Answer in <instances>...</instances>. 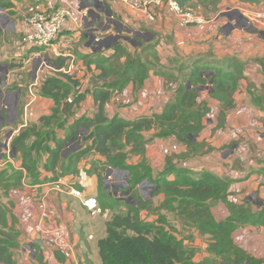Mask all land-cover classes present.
I'll use <instances>...</instances> for the list:
<instances>
[{
    "label": "crops",
    "instance_id": "crops-1",
    "mask_svg": "<svg viewBox=\"0 0 264 264\" xmlns=\"http://www.w3.org/2000/svg\"><path fill=\"white\" fill-rule=\"evenodd\" d=\"M228 1H232V4ZM237 1L222 0L217 12H212L209 17L204 16L205 24L195 26H181L177 18L165 9H158L152 21L120 0H11L12 6L6 9L21 12L23 33L27 29V18L37 11L53 12L69 7L75 11L88 9L90 12L80 22L69 19L55 42L60 56L73 55L70 65L74 78L80 83L76 89L85 93L84 98L72 108L70 122L82 116L91 117L99 110L92 88L101 70L91 60L99 54L110 56L117 44H122L130 52H140L143 46L150 45L157 61L147 52L143 59L153 62L155 69L158 64L165 66L169 77L156 74L152 68L141 85L131 81L121 92H114L104 107L109 119L116 115L132 119L161 112L165 104L174 98L176 82L172 81L170 75L177 76L176 68L182 63H191L198 57L222 61L230 57L237 58L242 63L243 74L239 88L233 95V106L226 111L222 126L218 125L222 111L220 102L210 96L209 87L200 90L198 101L205 102L210 108V119L195 140L206 142L207 146L203 153L191 157L182 166L196 172L206 170L220 178L233 179L229 200L234 210L241 213L243 209H248L255 213L264 208V175L256 171L264 168V67L260 62L264 61V1L234 5ZM240 21L251 23V28H242ZM228 27L230 29L226 30ZM91 34H96L97 38L88 46ZM118 35H128L130 40L116 41L114 38ZM97 39H107L108 43L113 44L112 48L98 52V42L101 40ZM27 51L22 46L17 54L25 55ZM31 54L32 60H38L30 72L32 81L38 71L43 78L54 72L44 67L41 59L49 55L46 56L49 61L56 55L52 52L37 55L36 51ZM38 89L39 86L32 87L31 84L26 90L21 122L16 128L10 129L11 137L6 135L7 138L3 139L0 136V143L8 140L11 144V140L22 129L38 123L42 116L52 112L54 100L39 95ZM253 98H256L258 105L253 102ZM157 132L158 129L145 132L148 140L145 154H129V164H139L144 157L153 172L157 173L164 169L167 156L187 150L183 142L174 137H156ZM58 133L64 136L66 130ZM8 150L0 147V166L5 167L7 162L19 166V156L14 155V152L12 160L3 158ZM39 154V172L42 176L48 175L44 169L48 155L44 152ZM97 160H103V157L91 152L79 163V175L63 177L56 183L40 184H31L29 178L8 191L7 199L10 202L6 203V207L9 214L16 218L21 244L13 250L16 264H102L98 241L107 234L106 223L109 218L104 214H92L82 199L70 192V188L76 187L83 192V197L98 199V177L87 173ZM157 198L162 200L163 196ZM211 211L217 221L230 215L223 202L211 204ZM192 230L190 246L196 249L194 260L199 261L209 256L206 248L211 236L201 235L195 228ZM232 239L247 255L264 264V225L239 227L233 232ZM188 241L185 238L186 245ZM57 249L64 255V261L57 258Z\"/></svg>",
    "mask_w": 264,
    "mask_h": 264
},
{
    "label": "trees",
    "instance_id": "trees-1",
    "mask_svg": "<svg viewBox=\"0 0 264 264\" xmlns=\"http://www.w3.org/2000/svg\"><path fill=\"white\" fill-rule=\"evenodd\" d=\"M182 9H205L217 12L222 0H175ZM258 4L264 0H241ZM8 3H1L3 8ZM1 36V34H0ZM111 56H101L91 62L101 70L96 77L92 94L99 105L93 116H82L69 121L72 108L85 93L76 89L79 81L63 72H52L41 82L38 94L53 99L55 107L50 114L22 129L11 142L19 156L20 165L10 162L0 169V186L8 191L22 185L30 178L31 184L56 183L69 175H79L81 160L95 152L103 160L94 161L87 170L89 175H97L101 194L100 206L106 210H117L106 223L107 234L98 241L102 264H263V261L247 255L232 239L233 232L246 225H264V208L258 212L243 209L234 210L230 202L229 189L233 179L220 178L210 171L196 172L182 163L205 151L206 142H197L207 126L210 108L205 102L199 103L200 86L212 89L210 96L218 100L222 111L219 127L223 125L226 111L233 106V95L239 88L242 77V63L235 57L219 60L212 57L195 58L191 63H182L177 68L176 88L173 100L167 102L159 113L141 115L126 119L118 115L109 119L105 115V104L114 92H121L131 81L141 85L155 65L143 59L148 53L157 61L150 45L141 48L134 56L129 55L122 66H115L113 58L125 56L124 46L117 44ZM98 53V52H97ZM68 57L57 56L50 64L60 69L68 65ZM264 67V61L260 60ZM157 63V62H155ZM155 69V68H153ZM156 74L169 77L168 70L158 64ZM189 83V84H188ZM90 89V88H89ZM90 91V90H87ZM253 97H254V93ZM71 99L66 114L62 113L63 103ZM253 102L258 105L256 98ZM85 129L84 132H82ZM158 129L156 137L175 139L183 142L187 150L181 154L167 156L162 171L154 173L145 158L139 164H129V154L144 156L148 140L145 132ZM66 130L64 136L58 131ZM32 137L34 139L32 140ZM209 147L207 148V150ZM40 152L48 155L44 169L48 175L39 172ZM36 155L34 156V154ZM3 158H6V154ZM128 172L127 185L131 193L127 198L110 197L104 199L103 173L108 169ZM264 175V168L256 170ZM154 186L151 197L142 194L144 183ZM163 196L155 202L154 198ZM223 202L230 215L217 221L211 211V204ZM156 215V222L143 219L142 213ZM173 213L180 222L195 228L199 234L211 236L207 245L208 257L195 261L196 249L185 244V238L171 232L167 225V215ZM16 218L0 204V263L16 264L13 250L21 244L18 240ZM187 239H193L190 235ZM59 261L64 255L56 250Z\"/></svg>",
    "mask_w": 264,
    "mask_h": 264
},
{
    "label": "rangeland",
    "instance_id": "rangeland-1",
    "mask_svg": "<svg viewBox=\"0 0 264 264\" xmlns=\"http://www.w3.org/2000/svg\"><path fill=\"white\" fill-rule=\"evenodd\" d=\"M241 2L243 1L238 0L234 5ZM1 3H8L9 8L12 6L11 0H0V7H2ZM228 3L232 4V1H228ZM196 9H198L200 14L205 17L211 16V13L207 12L205 9L200 7ZM22 19L23 17L19 10L12 11L6 8H0V136L3 139L7 138L6 135L11 128H16L21 122L23 112L22 102L26 95V90H28L33 83L30 72L33 71V64H38V60H32L33 56L31 52H35L34 49L29 50V52L27 51L28 48H26L27 52L25 55L17 54L18 49L21 48L20 40L23 36L21 30ZM205 22L203 24H205ZM240 24L242 28H251L249 26L251 23L246 24V22L240 21ZM229 27L226 30L230 29ZM124 50H126L125 56L120 57L118 55L113 58L116 67L124 65L126 60H128L129 55L134 56L138 53V51L130 52L126 47H124ZM141 50L142 49H140V53ZM29 58L30 60H28ZM122 58H124V61H122ZM173 80L175 79H172V81ZM9 146H11V144H9ZM40 157L41 156H38V158ZM2 168H4V165L0 166V169ZM107 171L108 170L103 173V182L106 181L109 189L102 190L104 193V199L108 200L110 197L120 198L122 191L129 189L127 185L128 176L121 171L112 170L110 173ZM140 188L145 197H151L153 189L149 183H144ZM115 189L118 191L117 196L112 193ZM8 194V189L0 186V204L5 207L6 203L10 202L7 199ZM99 194H101L100 188ZM154 200L155 202H158L159 199L156 197ZM114 212H117V210L108 209V211L104 212V215L110 218ZM164 213L167 215V225L171 232L185 238H188L191 235L193 232L192 228L187 229L183 227L175 214L166 211H164ZM142 217L149 222H156L158 220L156 215L148 214L145 211L142 213ZM190 243L191 240L189 239L187 246H190Z\"/></svg>",
    "mask_w": 264,
    "mask_h": 264
},
{
    "label": "built area",
    "instance_id": "built-area-1",
    "mask_svg": "<svg viewBox=\"0 0 264 264\" xmlns=\"http://www.w3.org/2000/svg\"><path fill=\"white\" fill-rule=\"evenodd\" d=\"M120 1L132 10L144 13L152 21L155 20L158 9H165L177 18L178 23L181 26H187L192 23L200 25L205 22L204 16L199 12L193 9L184 10L175 0ZM89 13L88 9L75 11L69 7H63L53 12L37 11L27 18V29L23 33L20 45L24 48L34 49L37 52V55H41L45 52H52V54L56 55L55 57L60 56L55 42L59 33L64 28L65 23L69 19L76 23L80 22V20L86 19ZM100 40L101 39H97V41ZM46 56L49 55H45L43 56L45 59H41L44 67L50 68L54 72H63L66 75L74 76V72L70 65V62H72L71 60H73L72 54L68 55V65L60 69H57V67L50 64V60L53 58L48 61ZM43 79L44 78L41 76L40 72H36V77L32 83V87L40 86ZM4 154H6V158H8V160L13 159V152L11 148H9V150ZM70 192L76 197L81 198L84 206H86L92 214H104L97 197L85 198L83 197V192L76 187L70 188Z\"/></svg>",
    "mask_w": 264,
    "mask_h": 264
},
{
    "label": "water",
    "instance_id": "water-1",
    "mask_svg": "<svg viewBox=\"0 0 264 264\" xmlns=\"http://www.w3.org/2000/svg\"><path fill=\"white\" fill-rule=\"evenodd\" d=\"M1 9H3L2 7H0ZM109 14H111V13H109ZM191 26H195V25H197V24H195V23H192V24H190ZM128 31H130V30H128ZM96 38H97V36H96V34H91V36H90V38H89V40H88V43H87V45L88 46H90L91 44H92V42L94 41V40H96ZM116 41H119V40H121V39H125V40H130V36H128V35H118V36H116V38H114ZM112 45L113 44H111L110 42L108 43V41H107V39H102L100 42H98V47H97V50H98V52H101L102 50H104V49H110V48H112ZM3 84V83H2ZM189 84V83H188ZM208 86H200L199 88H198V90H203V89H205V88H207ZM209 90H210V92L212 91V89L211 88H209ZM70 100H68V101H65L64 103H63V107H62V113L63 114H66V111H67V108H68V106L70 105ZM85 131V129L82 131V132H84ZM11 135H12V132H9L8 134H7V136L8 137H11ZM0 147L1 148H5V149H9V141L8 140H6L4 143H0ZM12 149V152H14V155H16V149L14 148V147H12L11 148ZM112 170H114V171H119L118 169H108V173H110ZM126 174H128V172H126ZM103 185H104V188H105V190H108L109 189V186H108V184L106 183V181H104L103 182ZM150 186H151V188L154 190V186L153 185H151L150 184ZM131 189H128V190H124V191H122V193L120 194L121 195V197L122 198H127L129 195H130V193H131ZM115 196H117L118 195V191L115 189V190H113V192H112ZM110 194H111V192H110ZM224 264H226V263H224Z\"/></svg>",
    "mask_w": 264,
    "mask_h": 264
}]
</instances>
